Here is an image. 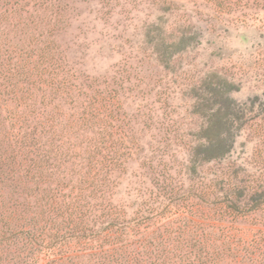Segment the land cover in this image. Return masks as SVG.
<instances>
[{"label": "trees", "instance_id": "16d2710c", "mask_svg": "<svg viewBox=\"0 0 264 264\" xmlns=\"http://www.w3.org/2000/svg\"><path fill=\"white\" fill-rule=\"evenodd\" d=\"M64 1L0 0V264H264V243L228 233L262 210L257 190L234 187L231 199L222 173L197 171L196 158L221 162L245 124L232 81L213 75L184 180L144 159L145 185L123 199L129 123L111 92L70 72Z\"/></svg>", "mask_w": 264, "mask_h": 264}, {"label": "rangeland", "instance_id": "374dc122", "mask_svg": "<svg viewBox=\"0 0 264 264\" xmlns=\"http://www.w3.org/2000/svg\"><path fill=\"white\" fill-rule=\"evenodd\" d=\"M214 1L62 4L65 29L58 43L66 51L70 72L79 84L89 77L93 82L88 85L111 92V108L129 123L127 141L136 150L121 181L123 199L125 187L145 185L144 159L151 160L154 169L168 162L176 171L173 175L184 180L192 134L201 122L199 116L206 114L208 88L216 81L213 75L220 74L234 84L233 97L245 109V124L221 162L196 158L198 175L222 173L218 187L231 199L230 189L254 187L255 198L264 200V0H250L238 8L231 4L216 8L219 0ZM181 35L183 46L172 48ZM234 229L228 233L262 245L264 207Z\"/></svg>", "mask_w": 264, "mask_h": 264}]
</instances>
